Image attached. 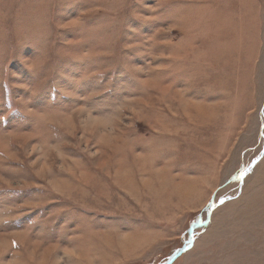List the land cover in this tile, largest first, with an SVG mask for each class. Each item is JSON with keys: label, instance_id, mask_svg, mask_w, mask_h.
<instances>
[{"label": "rangeland", "instance_id": "1", "mask_svg": "<svg viewBox=\"0 0 264 264\" xmlns=\"http://www.w3.org/2000/svg\"><path fill=\"white\" fill-rule=\"evenodd\" d=\"M0 264H264V0H0Z\"/></svg>", "mask_w": 264, "mask_h": 264}, {"label": "snow or ice", "instance_id": "2", "mask_svg": "<svg viewBox=\"0 0 264 264\" xmlns=\"http://www.w3.org/2000/svg\"><path fill=\"white\" fill-rule=\"evenodd\" d=\"M13 243L15 244V241H13Z\"/></svg>", "mask_w": 264, "mask_h": 264}]
</instances>
